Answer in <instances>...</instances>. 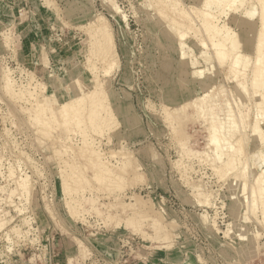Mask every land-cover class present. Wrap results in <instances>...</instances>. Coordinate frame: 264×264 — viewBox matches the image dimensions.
<instances>
[{
    "label": "rangeland",
    "instance_id": "1",
    "mask_svg": "<svg viewBox=\"0 0 264 264\" xmlns=\"http://www.w3.org/2000/svg\"><path fill=\"white\" fill-rule=\"evenodd\" d=\"M178 1L194 28L164 0H0V264H264V196L251 206L250 187L264 175V90L253 86L264 67L244 76L216 53L221 42L253 57L261 3ZM250 11L251 33L227 41ZM204 51L210 70L195 59ZM74 65L85 87L76 97ZM219 88L214 128L196 103ZM64 101L59 124L50 108ZM89 149L102 154L97 166Z\"/></svg>",
    "mask_w": 264,
    "mask_h": 264
},
{
    "label": "bare ground",
    "instance_id": "2",
    "mask_svg": "<svg viewBox=\"0 0 264 264\" xmlns=\"http://www.w3.org/2000/svg\"><path fill=\"white\" fill-rule=\"evenodd\" d=\"M167 1V11L166 12H170L171 10H172V8L173 9H177L178 10V14L177 15H174V16H172L171 18L173 19V21L174 22H176V20H178V19H183L184 20V18H186L187 19V26L189 27V26H191L192 28H194L193 27V25L196 23V21H194V19H195V17L196 16H193L195 13V11H193V15L191 16V17H193L194 19H192L191 20V17L188 15V13H186L185 12V10H180L179 8H178V0H166ZM166 1L164 0V2L166 3ZM211 1L212 0H208L207 1V3H210V5L212 4V5H214V3H216V1H218V3H219V5H214V7L215 6H219V8H220V5H221V3L224 5L225 3H229V1H232V4H236V0H213L214 1V3H213V1H212V3H211ZM238 1V0H237ZM161 3V2H160ZM260 3H261V11H263V14H262V17H261V20L259 21L260 23H261V25L264 27V0H260ZM160 5V4H159ZM159 5H158V7H159ZM165 5V6H166ZM209 5V4H208ZM211 5V6H212ZM222 5V6H223ZM161 6H163L162 4H161ZM221 6V7H222ZM157 7V8H158ZM192 7V6H191ZM216 7V8H217ZM166 8V7H165ZM164 8V6H163V9H165ZM254 8V6H252V8H251V10H254L253 9ZM162 9V12H164L165 10H163ZM197 8H195V9H193V10H196ZM255 9H256V7H255ZM201 10V9H200ZM161 11V10H160ZM192 11V10H191ZM190 11V12H191ZM199 11V9H197V12ZM206 11L207 10H205V12H203L202 13V21H204L203 20V18L205 19L207 16H205L207 13H206ZM260 11V12H261ZM161 12V13H162ZM196 12V13H197ZM200 12V11H199ZM251 13L253 12V11H250ZM256 12H258V11H254L253 12V15H251V14H249V12H248V14H246L242 19L241 18H239L241 21H240V23H241V25H242V29L240 30V31H238V32H236L235 33V35H231V36H229V38L227 39V41H230V37L232 38H234V37H243V36H240V33H244V35H248V33H251V31L250 30H252L253 28H251L252 26H254L255 24L254 23H257V20L255 19L257 16V14H256ZM192 13V12H191ZM208 13H209V10H208ZM164 14H166V13H164ZM198 14V13H197ZM196 14V15H197ZM203 14H205L204 15V17H203ZM162 15H163V13H162ZM208 15V17L210 16V14H207ZM259 15H260V13H259ZM199 16V15H198ZM200 18V17H199ZM236 19V18H235ZM197 21H198V18L196 19ZM193 21L195 22L194 24H193ZM233 21H235L234 19H233ZM98 22V24L96 25V24H94L95 26V28H96V33L98 32V33H102V32H104L105 30H107L108 31V29H106V26H107V21H106V19L104 18V17H100L99 18V21H97ZM237 22H239V21H237ZM236 22V23H237ZM107 23V24H106ZM170 25V24H169ZM172 26V25H171ZM191 27H189V28H191ZM107 28H109V26L107 27ZM251 28V29H250ZM110 29V28H109ZM204 29V28H203ZM202 29V30H203ZM199 30V29H198ZM197 30V31H198ZM111 31V30H110ZM109 31V33H108V35L111 33ZM94 32V31H93ZM106 32V31H105ZM199 32V31H198ZM205 34L207 33V34H209L211 37H213V34H217V30L215 31V29H213V27H212V25H207V23H206V26H205V29H204V31H203ZM220 32V31H219ZM93 34V36H95L96 37V40L95 41H98V39H97V34ZM264 33V32H263ZM103 34H106L107 35V33H103ZM103 34H101V35H103ZM204 34V35H205ZM100 35V36H101ZM209 35H208V37L207 38H209ZM219 35H221L220 33H219ZM260 35V34H259ZM217 36V35H216ZM224 35H222V37H223ZM257 36V35H256ZM98 37H99V34H98ZM219 37V36H218ZM225 37V36H224ZM181 38V37H180ZM220 38V37H219ZM260 38H263V37H261V35H260V37H258V39H257V37H256V39L260 42V40H263V39H260ZM210 39H212V38H210ZM100 40V39H99ZM212 41V40H211ZM247 42V41H246ZM248 43V42H247ZM205 44V43H204ZM220 44H221V42H219V44L217 45L218 46V48H217V46L215 45V44H213V45H215L216 46V49H217V55L219 56V58H221L222 60H225V58H231L232 60H233V65L231 66L233 69H235L236 70V72L238 73V74H243L244 76H246V74L245 73H247V71H248V69L250 68V67H252V66H254V65H258V66H263L264 67V40H263V42L261 43H258V47H257V49L255 48V50H254V53H253V57H251V59L250 58H248V56H247V54H245L244 52H239V51H236V50H231V49H228V48H226V47H224L225 45H222L221 47H220ZM223 44V43H222ZM245 44V43H244ZM215 49V50H216ZM113 53V52H112ZM109 55V54H108ZM204 56H200V57H197V58H195L198 62H200L199 61V58H203V59H205V61H206V63H207V68L210 70L211 69V67H213V65H212V62L211 61H208V52H205L204 51V54H203ZM216 55V54H215ZM111 57H113V54L112 55H110ZM198 56V55H197ZM106 57V56H105ZM105 57H104V59H105ZM115 55H114V57L113 58H111V59H113V61L115 60ZM106 58H108V56L106 57ZM110 59V58H109ZM67 60V59H66ZM102 60V59H101ZM112 61V60H111ZM105 62H107V61H105ZM108 62H109V60H108ZM65 65V64H64ZM213 69V68H212ZM108 72V71H107ZM109 73V72H108ZM81 74H82V69L81 68H79V67H77V65H74V70H73V72H72V82H71V88H72V90H73V93H74V95H73V97H76L79 93H81V92H83V91H85V87L82 85V80H81V78H80V76H81ZM259 75V74H258ZM260 78L259 79H257V81H256V78H258V77H256L255 78V82H258L259 83V81L262 83V85H261V83H260V85L259 86H256L257 84H253V86H255L254 88L256 89V88H258V89H260V91L262 92L263 90H264V70L263 71H261L260 72ZM254 80V79H253ZM10 82H11V80H10V78H7V85H10ZM51 82H52V84L54 85V86H56V87H58V82L55 80V78L53 77H51ZM254 82V83H255ZM246 83V82H245ZM247 84V83H246ZM69 85V84H68ZM98 86V91L100 90L101 92L103 91V86L101 85V84H98L97 85ZM243 86V85H242ZM241 86V88H243ZM245 86V85H244ZM247 86V85H246ZM238 87V86H237ZM246 89H247V87H245ZM245 88H244V92L246 93V91H245ZM258 89H256L257 91H259ZM65 90V89H64ZM223 90H224V88H219V90H218V94H217V91L215 92V96L212 94V92H208L207 91V93L203 96V97H201L200 99H199V101L196 103V105L202 110V112L204 113V114H206V115H208L209 116V118L211 119V122L209 123V126L210 127H214V128H216L217 126V124H215V121L217 120V118H216V113H215V110H214V101L215 102H217V100H218V97L219 96H224V94L223 93H225V92H223ZM227 91V90H226ZM229 91V90H228ZM237 92H239V91H237ZM261 92H260V94H261ZM234 93H236V92H234ZM240 93V92H239ZM264 93V92H263ZM237 94V93H236ZM242 94V93H241ZM238 95V94H237ZM263 95V94H262ZM262 95H260L261 97H263ZM247 96H248V94H247ZM259 96V97H260ZM239 97V96H238ZM238 97L236 96V98L238 99ZM240 98V97H239ZM245 98V96H242L241 97V99H244ZM264 98V97H263ZM263 98H262V100H263ZM238 102H240L239 100H238ZM244 103V102H243ZM236 104V102L235 103H233V104H228V107H226V113H227V116H229L230 118L231 117H233V116H235L236 115V113L237 112H235V110L236 109H234V106H236L235 105ZM238 104V103H237ZM240 104V103H239ZM38 105L39 106H41L43 109H45V108H47V110L49 109V107L48 106H46L47 104L44 102H39L38 103ZM244 105V104H243ZM70 105H66L65 104V101L64 102H58V104L55 106L56 108H58L57 110L56 109H54L53 107H52V109L50 108V116H51V118L52 119H56V120H58L59 121V124H61V123H65L66 121H68L69 120V118H70V115H68V113H69V111H68V107H69ZM37 109H41V107H38V106H35ZM264 108V107H263ZM260 110H261V108H260ZM51 111H53V112H51ZM262 111V110H261ZM258 112V111H257ZM261 114H262V117L259 115V117L262 119L263 118V120H260V118L259 119H257L255 122L258 124V123H261L262 121L264 122V111H262L261 112ZM256 116H258V114L256 115ZM233 119V118H232ZM259 120V121H258ZM76 121V120H75ZM61 122V123H60ZM83 122V120H81V121H76V127H79V125L81 124V123ZM75 124V123H74ZM61 127V126H60ZM262 131H264V130H262ZM262 131H260V133L262 132ZM264 133V132H263ZM263 133H261V134H263ZM212 135V138H214V140H213V142L214 143H217V145H219L218 143H220L221 141H222V137L220 136L221 134H218V135H215V134H211ZM222 150H223V147H222ZM89 153H90V156L91 157H89V160H91V162H92V165L93 166H97V161H98V159L100 160L102 157V154H101V152L100 151H98V150H93V149H89ZM255 161H257V162H255L256 164L257 163H259L260 165H264V152H260L259 154L257 153V155H256V159H255ZM229 164V163H228ZM230 164H234V162H230ZM230 166H232V165H230ZM243 169H245L244 167L243 168H241V170H243ZM263 170H264V168H263ZM262 173H263V171H262ZM264 178V175H262L261 173H258V174H253V179H254V181H260V178ZM235 179H238L237 177L235 178ZM263 182H264V179L262 180ZM261 181V182H262ZM28 181L26 180V181H24L23 182V184H22V186H24V187H26V189H28V187H27V185H28V183H27ZM256 182H255V184H251V188H252V199H251V206L253 205V207L255 206V205H257L258 203V201H259V199L261 198L262 199V197L264 196V186L262 185V184H264L263 182H262V186L263 187H261V185L260 186H257L256 185ZM233 184L234 185H237V184H242L241 183V181L240 180H235V181H233ZM23 187V188H24ZM244 194L245 193V191H243V192H241V194ZM245 195H246V193H245ZM244 195V196H245ZM240 197H241V199L243 198L242 197V195H240ZM244 199V198H243ZM260 199V200H261ZM96 201L94 200V199H91V203H95ZM236 203V202H235ZM250 203V202H249ZM234 205V204H233ZM232 205V206H233ZM239 207V206H238ZM257 206H255V208H256ZM253 210H254V208H253ZM256 210V209H255ZM242 211V210H241ZM233 213H235L234 215H235V217L237 216V217H241V218H243V216L241 215V213H240V209L239 208H236V207H233ZM254 214V213H253ZM252 215V214H251ZM256 218V217H255ZM254 218V219H255ZM236 228H238V227H236ZM252 229V228H251ZM257 229V228H256ZM252 231V230H251ZM256 231V230H255ZM258 231V230H257ZM253 233H254V231H253ZM258 232H255V235L257 234ZM260 233V232H259ZM239 236H241V238H245V236H246V239H247V233H246V229H244L243 227H239V234H238ZM255 235H253V236H255ZM251 237H252V235H251ZM258 237V236H257ZM254 242V239L253 238H251V241H250V244H254L253 243ZM252 246V245H251Z\"/></svg>",
    "mask_w": 264,
    "mask_h": 264
}]
</instances>
